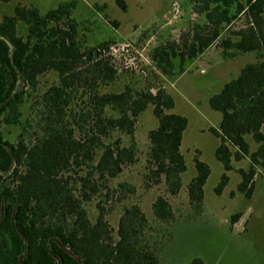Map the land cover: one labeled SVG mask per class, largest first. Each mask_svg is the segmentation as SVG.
I'll list each match as a JSON object with an SVG mask.
<instances>
[{"label": "trees", "instance_id": "16d2710c", "mask_svg": "<svg viewBox=\"0 0 264 264\" xmlns=\"http://www.w3.org/2000/svg\"><path fill=\"white\" fill-rule=\"evenodd\" d=\"M191 4L198 21L177 41L154 48L150 59L172 78L212 47L224 59L256 55L257 61L209 98L211 109L222 115L211 129L226 172L216 191L226 188L235 163L248 160V167L238 170V190L250 199L255 177L264 175V0ZM76 8V1L46 13L18 5L0 21V264H161L177 221L172 204L158 196L150 219L141 205L129 202L127 193L136 195L135 187L117 180L141 161L136 125L152 108L157 126L147 136L145 177L178 194L187 171L182 145L189 121L171 112L175 99L157 82L106 91L120 78L113 42L88 45V29L74 16ZM50 72L59 81L36 96L24 124L22 107ZM13 126L21 127L15 142L4 131ZM194 162L188 199L200 213L211 168L199 157ZM110 205L118 211L117 228L110 222ZM186 264L205 262L194 258Z\"/></svg>", "mask_w": 264, "mask_h": 264}, {"label": "rangeland", "instance_id": "374dc122", "mask_svg": "<svg viewBox=\"0 0 264 264\" xmlns=\"http://www.w3.org/2000/svg\"><path fill=\"white\" fill-rule=\"evenodd\" d=\"M72 1L77 2L74 16L88 29L87 44L95 45L102 40L113 42L110 52L120 78L105 90L121 92L126 84L145 86L147 79L157 82L175 99L176 106L171 112L189 121L182 145L187 171L178 194L168 192L156 178L145 177L149 176L145 169L147 136L157 126L152 108L138 118L136 125L141 161L126 167L117 180L135 187L136 195L127 193L133 200L129 202L141 205L150 219L154 218L152 205L158 196L166 197L172 204L177 221L170 228L172 235L161 253V264H186L194 258L203 259L205 264H264V175L259 172L255 177L253 197L248 199L238 190L241 182L238 170L247 168L249 161L235 163V170L228 173V185L222 193H217L226 172L216 158L219 140L211 129L218 128L222 115L209 104V98L238 76L246 64L257 61L256 55L224 59L221 50L212 47L199 59L188 63L185 73L172 78L163 76L151 61V52L165 42L177 41L198 21L191 0H15L0 4V21L5 15H14L18 5L34 6L46 13ZM26 33V26L20 23L19 34L25 37ZM58 81L54 72L40 78L38 92L22 107L24 124L36 96ZM4 131L9 141L15 142L21 127L13 126ZM197 157L211 168L200 213L190 204L187 190V184L196 176L194 160ZM110 206V222L117 228L118 211L112 212ZM236 215L240 217L233 224L232 218Z\"/></svg>", "mask_w": 264, "mask_h": 264}, {"label": "built area", "instance_id": "2783aa9c", "mask_svg": "<svg viewBox=\"0 0 264 264\" xmlns=\"http://www.w3.org/2000/svg\"><path fill=\"white\" fill-rule=\"evenodd\" d=\"M174 7H175V8H178V6H177L176 4H174Z\"/></svg>", "mask_w": 264, "mask_h": 264}]
</instances>
